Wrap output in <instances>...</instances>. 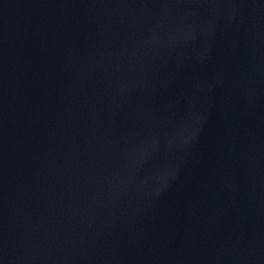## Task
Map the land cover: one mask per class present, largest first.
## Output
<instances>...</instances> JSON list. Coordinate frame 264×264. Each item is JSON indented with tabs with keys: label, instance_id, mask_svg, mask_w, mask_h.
Instances as JSON below:
<instances>
[{
	"label": "water",
	"instance_id": "water-1",
	"mask_svg": "<svg viewBox=\"0 0 264 264\" xmlns=\"http://www.w3.org/2000/svg\"><path fill=\"white\" fill-rule=\"evenodd\" d=\"M0 264H264V0H0Z\"/></svg>",
	"mask_w": 264,
	"mask_h": 264
}]
</instances>
